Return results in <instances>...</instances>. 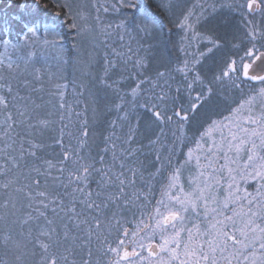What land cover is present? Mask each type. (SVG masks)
Masks as SVG:
<instances>
[{"label":"snow or ice","instance_id":"snow-or-ice-1","mask_svg":"<svg viewBox=\"0 0 264 264\" xmlns=\"http://www.w3.org/2000/svg\"><path fill=\"white\" fill-rule=\"evenodd\" d=\"M123 5L124 0H118V4L113 3L111 8L119 12ZM127 6L135 7L132 4ZM158 6L165 11L169 7L162 2ZM227 6L233 10L246 7L251 13L264 7V0H247L246 6ZM62 7L67 10L66 16H72L70 27L77 29L78 34L91 30L86 22L83 27L78 25L77 19L86 21L87 17L83 11L73 12L70 0H65ZM216 7L214 3L197 2L183 14L177 25L185 33L181 37V51H185L183 41L195 42L200 38V34L194 31L195 26L204 18L206 9L215 11ZM99 8H103L105 13L109 11L104 4H100ZM196 8L200 11H194ZM140 18L143 23L136 25L138 31L148 34L150 30L161 27L147 6L142 7ZM20 19L24 18L21 16ZM96 20L99 24V16ZM248 23L251 24V21ZM24 27L26 41L40 39L45 46H57V39H48L49 35H58L55 19L33 18L25 21ZM111 27V24L106 26ZM115 27L127 31L125 21ZM259 36L264 38V33H259ZM118 39L123 41L124 35L121 34ZM245 39L257 41V30L254 27L249 29ZM208 42L213 48L220 46L211 38ZM8 44V41L4 42L5 47ZM211 51L212 48H209L208 52ZM254 55L255 43L239 62L234 58L225 60L223 67L207 83L199 72L192 75L199 59L192 62L186 59L182 66L175 69L185 74L183 84L176 89V96L169 94L171 85L168 79L171 77L165 79L167 73L163 71L158 72L155 79L145 77L144 80H137L135 87L131 88V95L138 97L141 93H153L151 99L156 103H152L151 107L147 103L139 106L152 113L159 131L146 144L138 143L136 126L123 131L124 122L128 121V114L125 113L110 122L111 131L104 136V147L95 156L91 152H83L88 136L85 120L77 149L63 151V159L57 162L40 160L39 164L28 166L29 158L39 159L36 149L42 147L31 140L25 141L15 132L16 127L30 119L27 115L29 109L27 106L17 108L20 120L14 119L8 112L0 120L3 127L0 131V142H3V147H0V175L11 176L15 170L23 171L0 184V188H13L15 193L22 194L28 201L27 207L33 208L36 215L29 213L27 219L21 221L22 224L44 219L45 225L40 226L36 240L42 249V264H92L91 249L87 253L89 258L84 259L83 248L91 243L93 236L102 244H108L109 230L114 227L118 230L126 222L123 217L129 211L134 215L137 212L140 214L135 222V231L131 232V250L124 248V239L119 240L116 247L109 246L105 254L112 253L116 257L109 260V264H264V86L252 88L247 93L244 91L246 81H258L264 85V75H251L250 71H255L253 64L244 62ZM258 58L264 61V54ZM117 59L134 70L147 66L145 58L131 47L127 53L113 49V60L105 61L102 82L109 69L116 67ZM8 67H12L11 63ZM260 71L264 72V67ZM136 74L131 73L133 79ZM189 75H192L191 80H188ZM162 80L163 84L160 83ZM145 83L149 85L147 90L143 89ZM196 85L201 90L193 97ZM106 86L119 94L116 82ZM215 86L220 87L217 89ZM4 87L0 84V88ZM235 90L240 91L239 98L232 96ZM7 91L12 92L10 84ZM182 91L188 93L187 104L178 103ZM59 95L63 98L64 94L60 92ZM213 95L219 96L227 105L226 114L207 115L193 125L192 116ZM120 99L121 102L115 105L117 109L124 102L122 96ZM193 99L196 103L191 102ZM0 106L8 107L4 95H0ZM132 106L137 107L136 104ZM59 107L63 109L65 105L61 103ZM169 111L171 115L167 114ZM39 123L47 124L48 121ZM31 126L27 124V127ZM117 128L122 134H118ZM17 141L18 150L15 147ZM26 142L28 148L24 146ZM54 169L57 172L55 176ZM185 172L188 173L186 178ZM33 175L35 178H32ZM41 177L46 182L51 179L54 187L61 191L51 195L40 190ZM21 180L27 183H20ZM16 184L20 186L13 187ZM11 204L14 210L16 197L11 198ZM50 205L54 215L62 221L59 230L54 226L56 220L48 218L45 211ZM8 206V200L0 205L5 209V218L15 215V211H8ZM123 231L125 236L129 234L127 228ZM39 237L46 238L47 242ZM3 243L19 253L16 261L22 264L25 253L21 250L26 245L8 235L4 236ZM137 246L142 251L138 252ZM143 250L147 251V255L143 254Z\"/></svg>","mask_w":264,"mask_h":264},{"label":"trees","instance_id":"trees-1","mask_svg":"<svg viewBox=\"0 0 264 264\" xmlns=\"http://www.w3.org/2000/svg\"><path fill=\"white\" fill-rule=\"evenodd\" d=\"M161 2L169 6L167 11L158 6ZM197 2L214 3L217 7L215 11H212L211 8L205 10L204 18L201 19L194 29L196 33L200 34V38L195 42L190 40L183 41L185 51H181V37L185 33L177 25L183 14ZM63 4L64 2L61 0H0V60L3 40L7 38L19 41L24 38L26 31L24 27L25 21L33 18H51L57 21V41L64 48L63 54L66 57L67 71L62 79L63 87L61 88V92L64 95L63 98L60 96L58 102V107L61 103L65 107L63 109L59 107L57 114L55 126L58 132L56 129L45 137L36 135L25 138V141L31 140L35 144L42 145L41 148L36 149L39 159L29 158L28 166L39 164L40 160L57 162L63 159V151L68 150L71 152L77 149V141L81 138L83 131L82 122L85 120L87 121L88 136L86 138L87 146L83 149L84 154L91 152L93 156L97 155L99 150L104 147V136L111 131L110 122L125 113L128 114V121L124 122L123 131L127 132L129 127L136 126L138 129L135 133L137 142L146 144L147 140L152 138L155 132L159 131V128L154 123L152 113L139 105L147 103L148 107H151V104L157 101L151 99L153 93L150 91L146 92V94L141 93L138 97L131 95V88L135 87L137 80H144L145 77L155 79L156 74L163 71L167 73L165 79L171 77V79H168V83L171 85L169 94L176 96V89L183 84L185 74L176 72L175 69L182 66L186 59L190 62L199 59V63L196 64L192 75L195 72H199L205 83H207L223 67L225 60L234 58L239 62L244 53L253 47V43H255V55L260 51H264V38L259 36V33H264V7L249 13L246 7L243 10L239 7L233 10L227 6L228 4H243L246 6L247 0H124V5L120 7L119 12L113 11L111 7L109 8L108 13L111 19L106 21V23L114 24L116 21L117 23L125 21L127 31L119 29L118 32L117 28L112 26L108 29L109 34H105V37L94 45L92 51H89L88 48L82 49L84 46L81 45L80 33L78 34L77 29L70 27L73 23V18L70 15L66 16L67 10L62 7ZM128 4L135 5V7H128ZM144 6H147L161 27L150 30L148 34L137 30V34L131 36L130 24L135 19L142 21L140 11ZM194 11L199 12L200 9L196 8ZM21 16L24 18L23 20L20 19ZM248 21H251V24ZM76 22L79 25L78 20ZM253 27L257 30L258 39L255 42H249L245 37L247 31ZM121 34L124 35L123 41L118 39ZM189 35L191 36V32ZM208 38L218 41L220 46L213 48V45L208 42ZM234 45L239 47H233ZM129 47L134 52L138 51V55L145 58L146 68L134 70L130 65L126 66L117 59L116 67L109 69L107 77L102 82L101 78L104 77L106 68L105 61L113 60V49L117 52L127 53ZM79 48L81 56H78L77 53ZM209 48H212L211 52H208ZM200 53L204 55L200 56ZM76 58L80 66L77 71L74 68L72 69V66L76 64ZM252 58H246L244 62H250ZM95 71L98 72L96 75H94ZM133 72L137 73L135 79L131 75ZM192 75L188 76V80L192 79ZM113 82H116L119 94L112 87L106 86L111 85ZM160 83L163 84V80ZM262 86L264 85H261L258 81H246L244 91L247 93L252 88L259 89ZM195 87L196 91L192 93L193 97L201 90L199 85ZM215 87L218 89L220 86ZM148 88L149 85L145 83L143 89L147 90ZM159 91L160 89L157 88L156 92L159 93ZM121 96L124 102L121 104V108L117 109L115 105L121 102ZM179 96L180 100L178 103L187 104L189 102L187 92L182 91ZM232 96L239 98L240 91L235 90ZM191 102L196 103L194 99ZM133 104H136L137 107L133 108ZM226 109L227 105L220 100L219 96L213 95L210 100L195 112L192 116V123L195 125L197 121L202 120L207 115L219 116L226 114ZM167 114L171 115V111ZM61 116H63V120H61ZM62 130L63 136L61 135ZM117 132L122 134L119 128H117ZM61 140L62 143H58ZM18 143L19 141H17ZM24 146L25 148L29 147L27 142ZM0 147H3V145L0 144ZM15 147L17 150L19 149V145ZM68 163L70 166L71 161ZM22 171L23 169L15 170L11 176L0 175V184L5 183L8 179H13ZM55 175H57V172L54 169L53 176ZM187 175L188 173L185 172V178ZM32 178H35L34 175ZM20 183H27V181L21 180ZM19 186L20 184H16L13 187ZM40 190L48 191L51 195H57L61 191L54 187V182L51 179L46 182L43 177H41ZM12 197H16V208L14 210L11 204ZM6 200L9 201L8 211H15V215H8L5 218V209L0 207V262L2 264H9L6 258L10 257L12 252L10 246L6 247L4 245V236L8 235L12 238L14 234L18 235L17 229L19 227L23 229L22 227L28 225L38 227L45 225L43 218L38 222L21 223V221L27 219L29 213L32 215H36V213L33 208L27 207L28 201L23 195L15 193L13 188L8 190L0 188V205H3ZM51 209L52 206L50 205L49 209L45 211L48 218L56 220L54 226L59 230L62 221L58 216L54 215ZM139 218L140 214L138 212L135 215L131 211L125 213L123 219L126 222L119 226L118 230L115 227L109 230V243L102 244L101 240H97L93 236L91 243L83 248V258H89L87 253L90 248L92 264H109V260H114L116 257L112 253L105 254L107 248L109 246L116 247L121 239L125 240L124 248L130 251L131 232L135 231V222ZM124 228L129 230L127 236L124 235ZM13 230L15 231L13 232ZM77 235L80 234L77 233ZM37 238L38 233H32L28 243L34 247V263L42 264L41 256L43 253L42 249L36 244ZM81 238L86 239V236ZM18 239L19 237L16 238V241ZM39 239L47 242L46 238L39 237ZM136 250L138 252L142 251L138 246ZM143 254L147 255V251L143 250ZM137 259L139 258L137 257Z\"/></svg>","mask_w":264,"mask_h":264},{"label":"rangeland","instance_id":"rangeland-1","mask_svg":"<svg viewBox=\"0 0 264 264\" xmlns=\"http://www.w3.org/2000/svg\"><path fill=\"white\" fill-rule=\"evenodd\" d=\"M61 1L65 2V0ZM116 1L118 3V0H70L73 5V12L83 11L87 17L86 21L77 19L79 26L83 27L85 22L91 26V30L80 32L81 45L84 46L82 49L85 50L88 48L89 51H92L94 45L100 42L105 37V34L108 33L109 28H106V26L110 23H106V21L110 20L111 16L108 12L105 13L103 8H99L98 10V6L104 4L110 8ZM97 16H99V24L96 20ZM142 23L143 21L140 19H135L130 24L131 36L137 34L136 25ZM117 24L116 21L111 25L116 26ZM117 31L119 32V29ZM54 38L58 39V35L56 37L49 35L48 37L49 40ZM5 41L9 42L7 47L4 45ZM30 53L32 54L31 56L29 55ZM63 53L64 48L59 44L55 48H52L43 45L40 39L26 41L24 36L19 41H13L7 38L3 40L0 60V84L5 85V87L0 88V95L5 96L8 107L5 109L0 106V120H3L8 112L12 113L14 119L20 120L21 117L17 115V108L22 109L24 106H27L29 109L27 115L30 119L24 125H20L15 129V132L24 138L36 135L45 137L57 129L55 123L59 112V93L62 88H58L57 85H63L62 79L67 71L65 63L66 57ZM77 53L78 56H81L80 48L77 50ZM77 58L76 64L72 66V69L74 68L76 71L80 67ZM9 63L12 65L11 68L8 67ZM97 73L95 71L94 75ZM25 81H27V84H25ZM9 84L12 87L11 93L7 91ZM40 121H48V123L41 124L39 123ZM27 124H31L32 126L29 128ZM2 130L3 127L0 126V131ZM0 144L3 145V142H0ZM18 145L19 143L16 144V146ZM22 228L19 227L17 229L18 235L14 234L12 239L16 240L19 237L17 241L22 245H26V248L21 250L25 253L22 257V264H35L34 247L29 245L28 239L30 237L29 232L31 234L34 232L39 233L40 227L28 225ZM18 254L12 250L11 256L6 258L7 262L9 264H17L16 256Z\"/></svg>","mask_w":264,"mask_h":264},{"label":"water","instance_id":"water-1","mask_svg":"<svg viewBox=\"0 0 264 264\" xmlns=\"http://www.w3.org/2000/svg\"><path fill=\"white\" fill-rule=\"evenodd\" d=\"M262 54H264V51H261L257 54V56L250 62L253 64V68L255 71H250L251 75H264V72H261L260 69L261 67H264V61H261L258 57H260Z\"/></svg>","mask_w":264,"mask_h":264}]
</instances>
